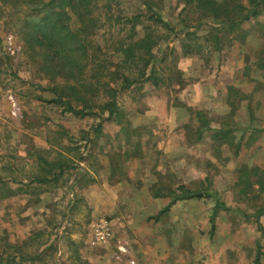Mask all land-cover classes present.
I'll use <instances>...</instances> for the list:
<instances>
[{
    "label": "rangeland",
    "instance_id": "1",
    "mask_svg": "<svg viewBox=\"0 0 264 264\" xmlns=\"http://www.w3.org/2000/svg\"><path fill=\"white\" fill-rule=\"evenodd\" d=\"M96 13L103 26L92 36L96 64L118 61L115 50L130 41L134 16L141 17L136 38L147 30L159 36L158 67L176 70L188 40L196 57L206 59L214 51V43L205 39L210 24L194 31L198 36H186L191 29L185 24L199 16L186 0H99ZM23 15L39 19L0 0V264H253L257 248L264 264V231L253 216L264 193L252 200L238 194L245 171L250 170L247 177L264 176V147H255L264 141V131L243 130L250 120L264 126V100L253 103L252 110L245 102V110L228 115L231 107L216 110L205 103L209 100L186 106L173 89L175 80L159 87L147 82L118 96L119 121L116 115L106 119L108 112L101 109L77 116L46 100L55 96L50 88L62 81L45 78L35 65L16 25ZM72 23L77 26L74 18ZM263 26L264 8L242 25L244 33L240 28L220 33L225 48L243 41L253 88L262 75L257 68ZM164 53L171 56L160 62ZM197 110L207 111L213 126L221 119L233 123L239 153L236 144L217 145L212 131L198 139ZM179 185L203 192L208 187L210 193L177 203L157 218L170 198L161 196L157 207L150 197ZM87 187L91 202L84 194ZM116 188L126 196L117 199ZM215 197L230 209L216 213L213 229ZM99 217L114 223L115 240L108 248L90 243V225ZM260 222L264 230V214ZM118 244L128 248L121 259L115 255Z\"/></svg>",
    "mask_w": 264,
    "mask_h": 264
},
{
    "label": "trees",
    "instance_id": "2",
    "mask_svg": "<svg viewBox=\"0 0 264 264\" xmlns=\"http://www.w3.org/2000/svg\"><path fill=\"white\" fill-rule=\"evenodd\" d=\"M98 1L4 0L15 10L27 9L30 15L39 16L38 20H33L23 15L18 19L19 22L16 25L38 70L51 81H62L61 85L50 88L51 93L55 96L46 100L49 103L65 106L67 112L77 116L93 115L97 113L95 109H101L103 112H108L106 119L114 118L116 115L117 119H115L118 120L120 114L118 96L121 93L147 82H151L156 87L163 84L172 85L176 78L175 66L173 71V67H158L156 65L154 49L160 42L158 34L147 30L144 36L135 37L137 34L135 28L141 20L140 16L129 19L133 24L129 36L130 41H121V44L116 48L118 61L111 64L106 60L104 64H96L98 50L92 42V36L96 35L103 27L96 13ZM186 5L194 6L199 12L195 22L192 21L193 24L189 26L185 24V27L191 29L187 31L186 36L189 37L192 33L196 34L194 31L210 24L208 36H205V39L207 42L214 43L210 50L217 51L221 48L224 40L220 33L233 32L238 28L244 33L242 25L250 23L260 16L264 8V0H228V2L226 0H186ZM73 18L77 20L76 27L72 23ZM158 21L167 28L171 27L161 17L158 18ZM184 31L186 29L180 30L179 33H184ZM245 35L242 34V40L247 37ZM260 39L261 49L258 65L264 71V26L260 28ZM189 41L182 45L184 57L194 54L193 44L191 45ZM196 47H202V45L196 44ZM170 56V53H164L158 60L164 62ZM164 70H167V73ZM257 86L264 92V82H258ZM230 91L233 98L229 101L231 111L228 112V115H233L236 114L238 101H241L243 95L233 87L230 88ZM235 97L238 99L235 100ZM206 113L205 110L196 111L200 122L197 129L198 139H201L204 132L212 131V137L218 142L217 145L236 144L237 153H239L241 144L239 140L237 143L234 141L233 123L228 119H221L217 121V126H213L212 120L206 118ZM251 169L257 171L259 168ZM249 171L243 173L245 177L238 184V194H243L252 200L256 197L260 198L259 193H264V176L257 175L256 178H252L250 175L247 177ZM41 181H46V179H41ZM207 181L210 185L209 179ZM207 188L203 192L179 185L168 193L157 192V195L171 198L170 202L158 213L157 218L169 211L177 201L205 197L207 193H210ZM215 200L216 204L211 218L213 229L216 213L220 209H230L218 197H215ZM254 207L253 216L256 217L259 230L263 232L260 217L264 214V199L260 203L255 202ZM261 253V250L258 249L254 264H260Z\"/></svg>",
    "mask_w": 264,
    "mask_h": 264
},
{
    "label": "crops",
    "instance_id": "3",
    "mask_svg": "<svg viewBox=\"0 0 264 264\" xmlns=\"http://www.w3.org/2000/svg\"><path fill=\"white\" fill-rule=\"evenodd\" d=\"M242 43L243 41L240 42L239 40L233 41L231 44H229V46L227 45V48L221 45V48L219 50H214L211 55L206 56V59L204 58L205 56L196 57V53L177 59L178 61L175 70L176 78L173 89L179 92V96L185 102L186 106H202L203 101L209 100V102L205 103L210 104L211 107L217 106L215 108L216 110L221 106L223 110L229 111V108L231 107L229 101L233 98L230 92L231 87L239 90L243 95L239 103V109L237 110V112H240L239 110H245L242 106L245 102L246 108L252 110L253 103L264 100V92L258 89V86L253 88L252 84L250 83L253 82V76H251V78L249 79L247 77V73L245 70L247 63L245 62L244 54L246 50L244 49L245 47ZM257 69L262 73L260 77L254 79V81L258 84V82H264V71L260 67H258ZM157 100L158 98L155 100V102ZM243 130L247 131V133H252L253 131L254 133H260L264 131V126L258 124L255 125L250 120L248 124H246V126L243 128ZM243 135L244 131L241 136ZM255 147L257 149L261 147L263 148L264 141H259ZM90 189V187H87L84 190V194L86 195L88 201L90 198L91 202V196L89 195ZM117 191L118 194H116L115 196L117 197V199L120 196L125 197L127 194L126 192L119 191V189L116 188V192ZM157 197L158 198H150H152L151 204L158 207V205L160 204L161 196L159 195ZM170 200L171 198L169 199L168 203L170 202ZM190 200L191 199L177 201L172 207H174L177 203H181L182 201ZM168 203L162 204L161 207L164 208ZM161 207L159 206V208ZM96 211L99 212L98 210ZM254 256H257V252L256 254H254ZM260 256H263L262 253L260 254ZM254 263L255 260L253 264Z\"/></svg>",
    "mask_w": 264,
    "mask_h": 264
},
{
    "label": "built area",
    "instance_id": "4",
    "mask_svg": "<svg viewBox=\"0 0 264 264\" xmlns=\"http://www.w3.org/2000/svg\"><path fill=\"white\" fill-rule=\"evenodd\" d=\"M115 240L114 227L111 221L106 217L96 218L90 225V243L97 247L108 248ZM128 250L125 244H118V250L115 253L117 259H121L123 253ZM135 263L134 260L131 261Z\"/></svg>",
    "mask_w": 264,
    "mask_h": 264
}]
</instances>
